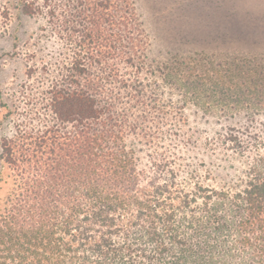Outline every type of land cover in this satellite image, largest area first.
Returning <instances> with one entry per match:
<instances>
[{
	"label": "trees",
	"instance_id": "trees-1",
	"mask_svg": "<svg viewBox=\"0 0 264 264\" xmlns=\"http://www.w3.org/2000/svg\"><path fill=\"white\" fill-rule=\"evenodd\" d=\"M31 8L60 57L0 121V264H264V58L210 77L154 63L133 0ZM210 79L230 122L201 132Z\"/></svg>",
	"mask_w": 264,
	"mask_h": 264
},
{
	"label": "rangeland",
	"instance_id": "rangeland-1",
	"mask_svg": "<svg viewBox=\"0 0 264 264\" xmlns=\"http://www.w3.org/2000/svg\"><path fill=\"white\" fill-rule=\"evenodd\" d=\"M133 1L148 35V56L156 64L170 63L178 56L184 64L177 67L183 71L188 67H195L196 72L210 68L211 77L217 70L225 74L242 58H264V0ZM43 2L0 0V121L7 104L24 105L46 86L51 75L43 68L52 74L54 61L60 57L58 40L50 37L44 15L23 11L24 5L32 9ZM227 83L222 88L230 92ZM182 86L172 89L170 97L182 99L186 90ZM214 88L210 79L207 91L202 92L210 107L191 106L185 112L198 131L217 130L230 122L225 118L231 113H224L221 106L212 107ZM214 115H222L221 123L212 118ZM9 127L4 120L0 129L6 132ZM7 191L8 185L0 181V201Z\"/></svg>",
	"mask_w": 264,
	"mask_h": 264
}]
</instances>
